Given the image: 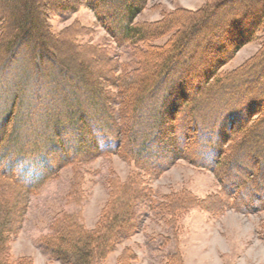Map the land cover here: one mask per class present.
Returning <instances> with one entry per match:
<instances>
[{
  "label": "rangeland",
  "instance_id": "1",
  "mask_svg": "<svg viewBox=\"0 0 264 264\" xmlns=\"http://www.w3.org/2000/svg\"><path fill=\"white\" fill-rule=\"evenodd\" d=\"M121 1L112 0L108 8L104 0H0V122L12 104L10 119L16 114V124L8 129L13 125V134L5 131L0 153H9H5L7 159L17 153L49 154L56 166L33 194L0 175V203L8 207L7 212L19 215L21 210L20 223L11 225H15L9 236L11 259L27 256L32 264H65L45 243L68 239L78 226L95 229L103 216L111 221L117 208H125L131 200L123 222L129 225L130 235L96 264H121L119 258L127 246L136 254L129 264H264V208L246 213L235 208L238 203L228 204L229 198L220 192L219 177L225 178L235 168H229L227 160L219 170L203 167L199 160L206 141L194 137V130L202 128L216 134L224 116H243L251 106L255 108L251 100L264 96L257 91L253 95V88L245 90L252 84H259L258 90L264 88V30L219 68V79L216 83L210 79L214 84L209 91L191 95L196 85L190 82L199 80L201 69L208 66L206 59L221 49L198 50L205 33L220 25L224 40L216 43L225 45L228 35L232 39L249 27L252 10L261 8L263 1L128 0L142 2L135 25L163 24L153 29L149 40L119 43L114 31L122 19ZM211 9L216 13L207 16ZM194 14H201L203 24L194 27ZM234 19L241 20V25H229ZM186 30L193 38L183 44ZM185 47L189 51L182 56ZM173 63L179 70L167 71ZM157 71L165 72L161 81L167 88L151 93L154 87L148 85ZM186 73L193 99L179 102L181 111L162 131L167 136L162 138L153 117L160 100ZM252 74L253 81L247 83ZM75 108L85 113L83 127L93 134L82 137L76 131L81 128L76 126ZM258 126L245 141L247 149L252 150L264 131V123ZM55 129V139H61L65 152L50 151ZM97 139L101 150L94 148ZM120 141V150H109ZM132 142L135 152H142V144H147L148 153L134 156ZM259 146L263 155L259 163L264 168V142ZM242 153L239 150L236 156ZM251 160H239L243 164L239 168L247 174L253 169L257 175ZM206 200L209 211L203 206ZM164 202L171 206L172 215L159 210Z\"/></svg>",
  "mask_w": 264,
  "mask_h": 264
},
{
  "label": "trees",
  "instance_id": "2",
  "mask_svg": "<svg viewBox=\"0 0 264 264\" xmlns=\"http://www.w3.org/2000/svg\"><path fill=\"white\" fill-rule=\"evenodd\" d=\"M104 1L106 7L112 8L113 5L111 3L112 0H104ZM262 1L264 4V0ZM257 3H260V1L258 0ZM121 4L123 7L122 19L120 20L118 29H116L118 32L114 31L116 32L115 38L119 40V43L120 42L136 43L139 41L149 40V36L151 34H155L153 33L155 30L153 29H157L159 28V26L161 27V24H163V23H157L155 25L137 26L133 23V20L135 19L136 14L142 9V2L122 0ZM219 6L222 7L223 4H220ZM219 6H217L216 8L218 9ZM101 7H104L103 3L101 4ZM215 11H216L215 9H211L210 13H208L207 16H210L211 14L213 16V14L216 13ZM255 11L256 10H252V12H254L253 13L254 19L250 21L249 27H247V29H244L242 33H240L239 35L237 36L235 35V37L232 39L230 37L231 34L228 35V39H227L228 42L225 45L221 43L220 44L216 43L219 42L218 39L220 40L221 38H223L224 40V35H223L224 33L220 31L221 30L220 25L213 26L211 28L212 29L211 32L207 34L205 33V35L203 36L204 41L202 42L204 43V45L201 46L198 45L199 46L198 50L199 49L215 50L219 48L221 49L218 50V53L213 57H209V58L207 57L208 59H206L205 62L208 63V66L205 67V69H201L199 73L200 74L199 80L198 81H196V79L190 80L191 84L196 85L194 86V89H192L193 93H191V95H193L194 93L197 95L210 89L214 84L213 81L212 83H210V79H213L215 83L219 79V75H217L219 68L231 59L235 51H237L246 43L254 40L259 30H264V5L261 6V8H259L256 12ZM199 18H201V14H198L197 16L195 15L193 17V24H196L194 27L199 25L198 23H201ZM241 23H242L241 20L234 19L229 25H231L233 28L234 27L236 28L237 26L241 25ZM221 33L222 35H220ZM225 33H227V29ZM184 35H183L184 38H182L181 40L183 44L184 41L190 39L189 37L193 38L192 37L193 35H190L187 32V30L184 32ZM192 40L193 39H191L190 41ZM10 42L11 41H9L8 45L11 44ZM186 49L187 52L189 51V47H185L183 51L182 50L180 51V55L183 56L184 53H186L185 52ZM175 55H172V61L174 60ZM173 68L179 70V68L175 65V63H173V67H171L170 69L166 68V70L171 71V69ZM163 74H165V72L157 71L156 74L152 75L153 77L151 76L150 80H153V82L152 83L150 82V84L148 85L150 86V88L154 87L151 93H156V92L161 93L164 91L165 87L167 88V85H164V82L161 81ZM167 75H165V77H167ZM254 76L255 74H252V76L249 77L250 79L247 80V83L249 82V80L253 81ZM180 77L181 78L179 80L174 82L173 91L171 90V92H168L167 94L169 95H167L164 99L160 100L163 102L159 103L160 105L159 109L156 111L153 117L157 124L156 129L157 130L159 129L161 131L160 133L161 136L164 134L162 133V131H164L167 125L169 126V122L175 120L176 115L180 113L182 107L180 104L188 101L187 99H191L193 97L190 95L188 91L189 88L191 89L190 84L188 85L186 83L187 79L190 78V74L189 73H186L185 75L182 74L180 75ZM159 78L160 81L157 82ZM262 78L264 79V75ZM258 85L259 84L256 85L252 84V86H248V87L246 85L245 90L247 89L248 92H250V90L253 88L251 92L254 93L253 95H255L256 91L261 93V95H264V88L261 86L260 89L258 90L259 87ZM258 100H256V98L253 101L251 100V103L255 104V108L251 106L249 112L245 113L243 116L234 115L233 117L229 116L228 118L224 116V121L222 123V126L221 128L215 131L216 134L213 133L214 131L211 132L209 130H204L203 128L200 131L194 130L196 133L194 137L196 139L202 138L206 141L204 148L205 150L203 151L204 155L202 158H200V160L198 159L203 167L211 169L212 171L219 170L223 165L222 162H225L227 160V164H230L229 168L230 167L235 168L234 172H232V170L229 169L227 176H225V178H222L224 176L219 177L222 184L220 192L222 193V196L225 195V197L229 198L228 204L230 203L231 206L232 205L234 206V204L232 203L236 202L239 205L235 208L241 209V211L246 213H252L264 208V173L261 174L264 168L259 163L260 158L263 155L262 152H259V149H257L260 143L264 142V131L260 135H258L261 137L259 141L255 142L256 145H253V147H251L252 150L247 149L248 147H245L247 145L245 143L246 139L251 137L252 134H254L256 131L259 130L257 126L261 125V122L264 123V105L262 106L261 103V100L264 101V96H261ZM179 102L181 103L179 104ZM256 105H258L262 110L258 109ZM9 107H10L9 109L10 112L8 113L7 116L5 115L4 119L0 122V141L2 142L4 141V139L2 138L4 137L3 134L6 133L5 131L9 132L8 136L12 133L11 128L13 127V125L10 128V130H8L9 125L11 123L14 124L16 120L15 113H14L15 119L13 120L10 119V116L13 113L14 104L10 105ZM75 110L77 112V115H75V117L77 118L76 126L79 125L81 128L80 130H76V131H80L82 137L86 135L87 132L89 134L90 132L91 134H93V131H90L89 128L87 130V128H84L85 126L83 127V125L86 124L84 120V118H86L85 113L81 112L80 110H77L76 108ZM186 110L187 109H185L184 111ZM107 116L109 117L111 116L110 111H107ZM254 118L257 119V121L254 120ZM90 125H92V123L91 124L89 123V126ZM247 131H248V135L243 136V133ZM206 132L210 135L204 136V133ZM57 135L58 134L55 129L54 141L52 142V146L50 148L51 153L56 151L58 152V150H60L61 152H65L64 149H62L63 142L61 141V139H55L57 138ZM164 135L166 136V134ZM88 136L91 139L92 135L91 137L90 135ZM181 136H182L181 139L182 142L184 141V145H187L186 143L187 138L185 139L184 135ZM95 138H96V134H95ZM164 141H166V139ZM134 142H132L134 147L133 146L131 147L134 156L136 154L143 155L148 153L147 152L148 145L145 143L142 144L143 147L142 152H135L136 145L134 144ZM98 143H99V139H97L96 141L95 144L96 147H94L95 150L100 149ZM195 143L198 147L199 146L198 142L196 141ZM228 143L230 146L228 148H224V146L227 145ZM121 144L122 141L108 148H110L109 150L111 151H116L117 149L120 150L122 146ZM5 150L8 149L5 148ZM239 150L243 151V153L241 154L243 156L240 158L236 156ZM5 153L7 152L4 150L2 153H0V175L4 178L9 177L13 181L17 182V184L22 186L21 188L25 190L27 194L30 193L33 194L35 191L39 190V188L45 183L46 179L49 178L51 173L55 172L56 166H54L52 161L49 160L48 152H47L48 154L47 156L42 154L37 155L35 154L36 152H33V155L31 156L28 154L17 153L15 156L11 155L12 157H10L9 159L5 157L7 154L9 155V153L7 154ZM249 154H253L254 158L249 157ZM244 158L247 159V161L252 159L251 166L254 169L256 167L258 168L257 175H255L253 169L250 170V172L253 174L252 179H249L251 173L247 174L246 170L242 171L239 168V166L242 167L243 165L239 160H245ZM21 163L25 164V166H22ZM259 164L261 165V170L259 169ZM160 165H161L160 163L157 164V166L159 167ZM220 192L214 193L212 195V199L216 198V195H218ZM231 199H234V202L233 200L231 201ZM207 201L209 200H206V202L203 203V206H205L204 209L208 210L209 202ZM124 206L125 208L123 209L121 207L119 209L117 208L118 213L112 214L113 216L111 221L106 222L107 219H105V217L103 216L101 218V221L97 223L95 229L86 230L83 226H78L73 231V235H70L69 233L70 238L67 237L68 239L65 240L64 238H62L63 241L61 242L58 241L57 243L51 241H49L48 244L45 243L46 246H48L47 248L51 249V253L56 255L57 257H60L65 264H96L103 262L107 258V256L113 250H115L119 241L123 237L125 238L130 235L129 225L125 226L124 225L125 223L123 222L125 221V216H127V214L131 209L130 208L131 200H130V205L125 204ZM158 207L159 210L164 211V213L166 214L169 215L173 214V212H171L170 210L172 209L171 206H168L166 202H164L161 206L159 205ZM7 209L8 207L5 208L3 204L0 203V210H4L3 215L5 222V223L3 222L5 225L3 223H1L0 225L1 226L0 227V264H32L31 258L27 256L21 257L20 259L17 260L11 259L9 236L12 232V229H14L12 227L15 226V225L14 226L11 225L12 223L14 224L20 223L19 215L21 214V210L19 211L20 213L18 215L16 211L7 212ZM6 223L7 224L10 223V225H6ZM135 255L136 254L134 253V250L129 246H127L123 250V253L119 258L121 260L120 263L129 264V262H131L133 259L136 258Z\"/></svg>",
  "mask_w": 264,
  "mask_h": 264
}]
</instances>
